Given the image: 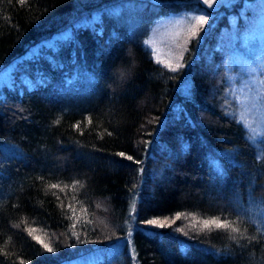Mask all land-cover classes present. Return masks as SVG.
I'll use <instances>...</instances> for the list:
<instances>
[{
    "label": "trees",
    "instance_id": "trees-1",
    "mask_svg": "<svg viewBox=\"0 0 264 264\" xmlns=\"http://www.w3.org/2000/svg\"><path fill=\"white\" fill-rule=\"evenodd\" d=\"M181 11L209 19L173 68L144 42ZM263 12L0 0V264H264V132L227 109L219 48Z\"/></svg>",
    "mask_w": 264,
    "mask_h": 264
},
{
    "label": "rangeland",
    "instance_id": "rangeland-1",
    "mask_svg": "<svg viewBox=\"0 0 264 264\" xmlns=\"http://www.w3.org/2000/svg\"><path fill=\"white\" fill-rule=\"evenodd\" d=\"M231 1L218 0L213 7ZM199 16L194 12L181 11L157 17L144 42L154 60L173 68L180 64L186 38L192 33L193 26L195 30L199 26L196 23ZM219 48L227 109L244 124L249 137L255 139L264 132V12L247 29L234 32ZM14 63L12 61L0 70V85L11 77ZM24 79L28 82L27 78ZM101 253H82L80 258L77 256L72 261L88 264L99 258Z\"/></svg>",
    "mask_w": 264,
    "mask_h": 264
},
{
    "label": "snow or ice",
    "instance_id": "snow-or-ice-1",
    "mask_svg": "<svg viewBox=\"0 0 264 264\" xmlns=\"http://www.w3.org/2000/svg\"><path fill=\"white\" fill-rule=\"evenodd\" d=\"M10 2H11V0H10ZM215 2H218V0H203V3L206 4V5H209V6H214V3ZM208 19L209 18L207 16L201 15V16L197 17L196 23L199 26L203 27V25L206 23V21ZM196 35H197V33L195 31V26H193L192 36L195 37ZM179 67H182V65L178 64L177 65V68H179ZM172 70L173 71H176L177 69H172ZM75 127H79V125H76ZM109 135H111V133H109ZM118 155H120L121 157H123V156H125V153H122L121 152ZM127 158L130 159V160L132 159L131 156H128ZM52 187H57V185H52ZM176 218L179 219V214L177 215ZM149 223L155 224V223H157V221L154 220V221H150ZM210 224L211 225H215L216 228H223V227H226L227 226V225H225L223 223L217 222V220H215V219H213L211 221H209V220H204L203 221V225H204L205 228H207ZM232 231L235 232V231H237V229L233 228ZM36 239H39V238L37 237ZM45 248L47 249L48 252H52L53 251V249L51 247H49L48 245H45Z\"/></svg>",
    "mask_w": 264,
    "mask_h": 264
}]
</instances>
